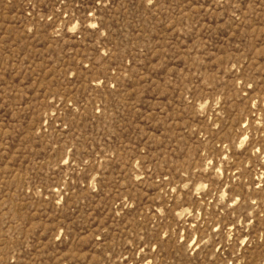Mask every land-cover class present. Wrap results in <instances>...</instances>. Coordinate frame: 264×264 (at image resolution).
<instances>
[{
  "label": "rangeland",
  "instance_id": "1",
  "mask_svg": "<svg viewBox=\"0 0 264 264\" xmlns=\"http://www.w3.org/2000/svg\"><path fill=\"white\" fill-rule=\"evenodd\" d=\"M0 264H264V0H0Z\"/></svg>",
  "mask_w": 264,
  "mask_h": 264
}]
</instances>
